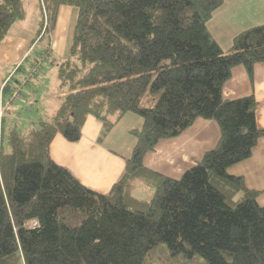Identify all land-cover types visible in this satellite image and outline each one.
<instances>
[{"label": "trees", "instance_id": "trees-1", "mask_svg": "<svg viewBox=\"0 0 264 264\" xmlns=\"http://www.w3.org/2000/svg\"><path fill=\"white\" fill-rule=\"evenodd\" d=\"M222 4L39 0V40L54 30L60 6L77 14L68 57L48 60L60 94L52 117L25 133L11 130L8 152L0 138V264H143L160 243L205 264H264L258 191L227 173L251 156L264 128L253 96L222 94L233 67H244L253 81L255 65L264 64V25L237 34L224 52L207 29ZM22 15L21 0H0V45ZM147 89L158 97L142 107ZM128 113L142 125L130 131L132 154L108 193L87 188L52 160L56 134L77 142L88 116L111 128ZM198 118L219 128L200 161L178 179L143 165L159 141L178 137ZM138 182L151 197L133 196Z\"/></svg>", "mask_w": 264, "mask_h": 264}, {"label": "crops", "instance_id": "crops-1", "mask_svg": "<svg viewBox=\"0 0 264 264\" xmlns=\"http://www.w3.org/2000/svg\"><path fill=\"white\" fill-rule=\"evenodd\" d=\"M76 14V8L60 6L52 31V48L47 46L38 51L32 48L36 42L34 29L27 34L14 27L15 25L11 26L0 45L1 142L5 118L10 123L9 133L20 125H25L29 130L52 117L60 94L55 92V76V79L44 85L42 63L49 66L48 60L52 57H68ZM258 25H264V0H223V4L213 12L207 22V29L225 52L237 34ZM38 62L37 73L31 76V67ZM4 86L7 88L2 92ZM16 93L17 96L13 99ZM37 93H42L43 96L40 107L37 106ZM222 94L227 100L253 96L257 102V126L264 128V64L255 65L253 81L248 78L244 67H233L230 78L223 84ZM44 103L51 104L49 116L42 114L47 112ZM131 114H125L111 128L104 127L98 120L88 116L77 142H69L60 134H56L49 146L52 160L66 168L87 188L101 194L108 193L124 171L126 159L132 154L136 139H128L132 136L130 131L139 129L142 125L141 118ZM120 125L122 130L119 129ZM103 138L109 144H105ZM218 138L217 123L198 118L178 137L159 141L154 151L143 157V165L163 176L178 179L200 161L205 152L215 147ZM112 146H123L131 154L128 156L117 152ZM227 173L241 177L247 189L258 191L257 203L264 206V137L257 141L248 159L231 166ZM138 186L143 184L137 183L133 196L138 200L146 199L151 191L143 186L146 191L142 192ZM240 196L241 194L238 197Z\"/></svg>", "mask_w": 264, "mask_h": 264}, {"label": "rangeland", "instance_id": "rangeland-1", "mask_svg": "<svg viewBox=\"0 0 264 264\" xmlns=\"http://www.w3.org/2000/svg\"><path fill=\"white\" fill-rule=\"evenodd\" d=\"M21 3H22L23 15L20 19H18L13 24V26L15 25L14 27L20 28L21 29L20 31L25 32L27 34H30V32L34 29L35 39H36V42L34 43L32 47L34 48V51H38L42 49L43 47H47V46L52 48V45H53L52 36L54 32L48 33V35H45L44 37H42V39L39 40V38L42 35V30H43V27L39 24V19H40L39 0H21ZM42 71L44 72V78H45L44 85L46 86L48 83H50L52 79H55L54 77L55 72H54V69H51L49 66L45 65L44 62L42 63ZM36 97H37V106L40 107L43 101L42 93L41 94L37 93ZM157 97L158 95L151 94L149 90L147 89L142 94L140 106L148 107V106L153 105L154 100H156ZM150 99H151V102H149ZM43 105H46L47 112H45V114L44 113L42 114L45 116H49L48 111H49V108L51 107V104L44 103ZM131 115L135 117H139L137 114L132 113ZM9 124H10L9 120L5 118L3 122L2 146L6 152H8V144L6 140V135L8 133V129L10 128ZM34 127H37V125H35ZM119 129L122 130L121 125L119 126ZM16 130L19 132L21 131L25 132L26 130H28V128H26L25 125L23 126L20 125L17 127ZM133 137L134 136L132 135L128 139H132L134 141ZM103 142L105 144H109L107 140L104 138H103ZM112 147L114 148V150H116L117 152H121L122 154L125 153L128 156H130L131 154L130 151L126 150L123 146H112ZM138 189H140V191L142 192L146 191V189H144L143 186H138ZM151 196H152V192L148 195V197H151ZM14 260L20 263L19 255H15ZM143 264H205V261L199 256L188 257L182 254L173 255L172 252L168 249V247L164 243H160L146 254Z\"/></svg>", "mask_w": 264, "mask_h": 264}, {"label": "built area", "instance_id": "built-area-1", "mask_svg": "<svg viewBox=\"0 0 264 264\" xmlns=\"http://www.w3.org/2000/svg\"><path fill=\"white\" fill-rule=\"evenodd\" d=\"M38 64H39V62L31 67V71H30V75L31 76L37 73V69H38V66H39ZM16 96H17V93L14 94V96L12 98L15 99Z\"/></svg>", "mask_w": 264, "mask_h": 264}]
</instances>
